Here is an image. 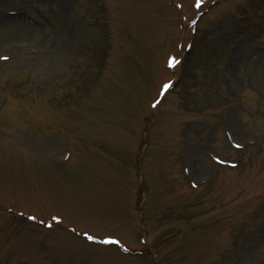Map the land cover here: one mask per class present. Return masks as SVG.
Listing matches in <instances>:
<instances>
[{
	"label": "rangeland",
	"instance_id": "rangeland-1",
	"mask_svg": "<svg viewBox=\"0 0 264 264\" xmlns=\"http://www.w3.org/2000/svg\"><path fill=\"white\" fill-rule=\"evenodd\" d=\"M0 264H264V0H0Z\"/></svg>",
	"mask_w": 264,
	"mask_h": 264
}]
</instances>
